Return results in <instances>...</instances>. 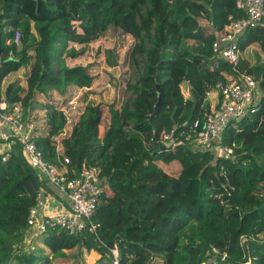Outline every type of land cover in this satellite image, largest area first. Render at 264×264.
I'll return each mask as SVG.
<instances>
[{
	"label": "trees",
	"instance_id": "16d2710c",
	"mask_svg": "<svg viewBox=\"0 0 264 264\" xmlns=\"http://www.w3.org/2000/svg\"><path fill=\"white\" fill-rule=\"evenodd\" d=\"M0 15V99L21 102L26 118L36 94L94 85L99 76L89 64L69 60L81 57L79 49L102 39L109 26L138 38L134 56L147 59L132 105L88 104L62 139L60 156L57 139L68 122L63 110L47 105L33 134L46 161L65 165L70 177L85 165L101 168L107 187L93 218L96 230L51 229L34 238L44 250H28L29 211L47 183L24 157L18 139L7 160L0 154V264L12 258L13 264H52L55 258L88 264L82 250L112 258L115 246L120 264H201L213 247L228 252V264H245L248 258L264 264V241L240 240L264 229V59L240 62L259 82L262 96L254 111L232 120L223 133L235 159L217 158L213 149L186 141L174 148L152 141L189 129L210 111L207 94L217 91L231 65L215 54L216 35L206 34L204 25L223 30L230 15L245 17L236 0H0ZM253 43L264 55V19L239 38L243 49ZM104 53L106 63L116 66L115 46ZM29 65L27 86L15 81L3 90L10 73ZM101 126L107 128L102 141ZM222 167L235 187L231 196L225 192L226 203L216 197L223 191Z\"/></svg>",
	"mask_w": 264,
	"mask_h": 264
},
{
	"label": "built area",
	"instance_id": "2783aa9c",
	"mask_svg": "<svg viewBox=\"0 0 264 264\" xmlns=\"http://www.w3.org/2000/svg\"><path fill=\"white\" fill-rule=\"evenodd\" d=\"M236 7L244 10L246 16L236 18L230 15L229 22L223 30L204 25L206 34L216 35L213 42L215 54L231 65V70L224 71V79L217 83V91L208 93L211 106L205 119L196 120L189 129L180 133L174 129L172 132L161 134L158 139L152 138V141L162 142L171 148L186 141L195 146L213 149L217 158L235 159L234 146L223 143V133L232 120H241L249 111H254L262 96L255 76L241 69L242 50L239 38L247 29L263 24L264 0H236ZM20 37L21 31L17 30L14 34V41L19 43ZM25 113V107L21 102L10 105L5 99H0V154L3 155V160H7L11 155L13 139H18L22 144L24 157L47 183V187L41 188L38 193L36 204L30 209L28 216L27 249L34 250V238L51 229H65L70 234L80 233L88 227L96 230L98 224L93 218L107 185L99 166L85 165L78 176L70 177L65 165L59 166L46 161L44 153L33 140V134L38 126L37 119L33 116L26 118ZM64 114L68 122L57 139L59 156L64 153L62 139L69 136L72 131V128L68 126L72 123L69 118L70 114L67 110ZM158 152L162 153L163 149ZM64 160L66 164L70 163L68 157ZM221 175L223 191L216 193V197L220 198L222 203H226L229 199L225 198V192L231 196L235 187L231 185L223 167ZM46 195L50 198L53 196L66 197L69 201L68 205L60 210L50 211L47 208ZM240 240L243 244L249 241H264V229L249 236L242 235ZM111 252L113 263L120 264L118 247L111 248ZM227 258V251L213 247L210 256L201 264H228ZM245 264L255 263L252 258H248Z\"/></svg>",
	"mask_w": 264,
	"mask_h": 264
},
{
	"label": "rangeland",
	"instance_id": "374dc122",
	"mask_svg": "<svg viewBox=\"0 0 264 264\" xmlns=\"http://www.w3.org/2000/svg\"><path fill=\"white\" fill-rule=\"evenodd\" d=\"M138 43V38L122 32L115 26H109L104 32L102 39L92 44H86L83 48L79 49V52L84 50L81 57L69 60L71 64L88 63L90 72L99 76V79L94 85L90 88L70 86L65 93L50 90L45 96L40 93L38 96L40 101L38 98H34L33 103L28 109V114H33L41 124L47 115V111H45L47 105H55L58 109L68 111V114H70L69 118L72 122L68 126L71 129L78 122L85 107L90 103L106 101L113 103L119 109L126 104L131 106L132 102L138 98L136 86L141 78V73L147 60L144 54L134 56L133 48ZM255 45L258 48H255ZM111 46H115L116 66H109L106 63L104 50ZM253 46L254 48L247 46L244 49L241 47L242 52L246 51L248 64L257 62L258 57H261L258 44L255 43ZM252 50L254 51L253 54L251 52ZM29 66L23 67L24 71H27ZM26 77L27 74H24L23 79ZM183 88L186 97H189V93L186 90L190 92V97H192L191 89L189 90L190 86L187 83L183 84ZM207 98H209L208 94ZM104 129L105 126L100 128L101 135L104 133ZM168 174L172 175L171 173ZM25 245L27 246L28 243ZM35 245L36 249L33 251L38 250L40 252L42 249H45L43 244L34 240ZM82 251L88 264H114L113 257L111 258L108 254L104 256L95 250L91 252L86 250ZM13 262H16L15 258H12L7 264H13ZM52 264H72V260L55 258Z\"/></svg>",
	"mask_w": 264,
	"mask_h": 264
},
{
	"label": "crops",
	"instance_id": "0c3cea01",
	"mask_svg": "<svg viewBox=\"0 0 264 264\" xmlns=\"http://www.w3.org/2000/svg\"><path fill=\"white\" fill-rule=\"evenodd\" d=\"M255 43H253V44H250L248 47H252V48H254V45ZM255 48H258V47H256V45H255ZM260 49V48H259ZM248 50V49H247ZM252 52V54H253V50L251 51ZM260 54H261V52H260ZM241 57H242V60H245V61H247L248 62V56H247V54H246V51H243L242 53H241ZM258 58H263L264 59V55H262L261 54V57H258ZM254 63V62H253ZM253 63H251V64H253ZM29 73H30V66H29V69L27 70V71H24V69H23V67L21 68V69H19L18 71H15V72H12V73H10L6 78H5V80H4V82H3V90H5L6 89V87H7V85L8 84H10V83H12V82H15V81H20V83L22 84V85H24V86H27V77H28V75H29ZM24 74H27V77L26 78H24L23 79V75ZM183 91H184V93H185V90H184V88H183ZM186 92H188L189 93V91L188 90H186ZM44 96H45V94L44 93H42ZM40 95V93L39 94H36V96H35V98H38L39 99V96ZM214 98V97H213ZM39 101H40V99H39ZM45 111H47V108L45 109ZM29 116H34L33 114H29ZM35 117V116H34ZM35 119H36V117H35ZM44 120V119H43ZM43 120H42V122H43ZM37 122H39V120H38V118H37ZM40 123V122H39ZM101 127H104V126H101ZM100 127V128H101ZM105 131H104V133L101 135V133H100V141H102L103 140V138H104V136H105V132H106V130H107V128L105 127V129H104ZM45 199H46V201H47V208L51 211V210H60V209H62L64 206H66V205H68V200H67V198L66 197H58V196H53L52 198H50L48 195H46L45 196Z\"/></svg>",
	"mask_w": 264,
	"mask_h": 264
},
{
	"label": "water",
	"instance_id": "95a60500",
	"mask_svg": "<svg viewBox=\"0 0 264 264\" xmlns=\"http://www.w3.org/2000/svg\"><path fill=\"white\" fill-rule=\"evenodd\" d=\"M1 16L2 15H0V58H1V55H2V43H1V39H2L1 18L2 17ZM158 67H159V65H158ZM156 78H157V81H159V74L156 75ZM156 87L160 91V84H159V82H157ZM158 103H159V101H158Z\"/></svg>",
	"mask_w": 264,
	"mask_h": 264
}]
</instances>
